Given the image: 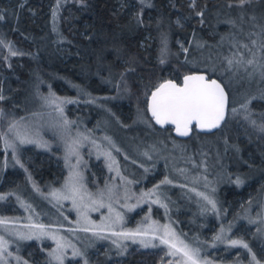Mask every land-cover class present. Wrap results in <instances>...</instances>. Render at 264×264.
I'll return each instance as SVG.
<instances>
[{"label": "rangeland", "instance_id": "rangeland-1", "mask_svg": "<svg viewBox=\"0 0 264 264\" xmlns=\"http://www.w3.org/2000/svg\"><path fill=\"white\" fill-rule=\"evenodd\" d=\"M256 18L238 23L244 33L253 30L244 40L233 30L224 39L232 55L209 65L233 91L232 121L261 132L250 108L254 95L264 96V23ZM28 86L24 112L5 114L2 171L22 167V154L31 149L56 154L63 175L54 183L27 174L18 185L0 188V264H33V252L40 264H191L176 250L183 245L197 264H264V186L234 210L231 203L221 207L222 185L233 182L228 138L194 152L158 135L138 106L126 123L105 100L64 96L45 82ZM84 105L100 114L83 111ZM247 172L234 176L239 187L249 184L245 176L263 173L257 167ZM29 242L34 247L24 249Z\"/></svg>", "mask_w": 264, "mask_h": 264}, {"label": "trees", "instance_id": "trees-1", "mask_svg": "<svg viewBox=\"0 0 264 264\" xmlns=\"http://www.w3.org/2000/svg\"><path fill=\"white\" fill-rule=\"evenodd\" d=\"M251 17H257L259 25L264 23V0H245L242 5L240 0H0V136L8 119L5 114L13 117L24 112L30 83L45 82L64 96L105 100L126 123L138 106L158 135L186 143L194 152L215 140L233 142V164L226 167L233 182H224L220 198L223 209L231 203L234 210L241 199L251 200L264 186V96L254 95L250 101L252 113L261 119V132L241 121L233 122L228 108L226 119L214 132L193 130L185 139L175 137L171 127L155 126L147 111V98L161 81H179L187 72L203 70L223 82L230 105L233 91L209 63L214 57L232 55L224 39L233 30L246 39L253 28L244 33L236 25ZM116 83L124 91L118 92ZM104 95L109 99H103ZM87 108L84 105L83 111ZM88 111L100 114L97 109ZM2 155L0 143V188L18 185V179L27 174L34 181L54 183L63 175L61 160L53 153L27 149L22 167L5 171ZM255 167L263 173L245 176L243 181L250 179L249 184L246 181L239 187L234 176L246 175ZM176 214L182 215L179 209ZM181 226L187 229L185 220ZM28 246L34 247V243L24 249ZM28 257L40 264L35 252Z\"/></svg>", "mask_w": 264, "mask_h": 264}, {"label": "snow or ice", "instance_id": "snow-or-ice-1", "mask_svg": "<svg viewBox=\"0 0 264 264\" xmlns=\"http://www.w3.org/2000/svg\"><path fill=\"white\" fill-rule=\"evenodd\" d=\"M244 2L245 0H240L241 5ZM12 55L16 53L12 52ZM226 102L227 96L224 88L215 79H208L205 75H189L184 77L183 87H177L171 81L161 84L156 91L151 93L150 109L157 124H173L179 135L187 136L193 125L200 129L218 127L225 118ZM73 191H75L74 187ZM204 199L215 208L212 200L207 196ZM162 242L168 243L167 240H162ZM232 243L239 242L232 241ZM181 244H183L182 241ZM176 250L182 252L191 264H197L194 259L195 253L187 245Z\"/></svg>", "mask_w": 264, "mask_h": 264}, {"label": "water", "instance_id": "water-1", "mask_svg": "<svg viewBox=\"0 0 264 264\" xmlns=\"http://www.w3.org/2000/svg\"><path fill=\"white\" fill-rule=\"evenodd\" d=\"M189 75H205L208 79H215L218 83L221 84V86L224 88L225 94H226V96H227V102H226V107H225V118H224V120H225L226 117H227V108H228V106H229V93H228V91H227L225 85L223 84V82H222L220 79H218V78L215 77V76H210L206 71H203V70H194V71H191V72H187V73H185V74H183V75L181 76V78H180L179 81L176 80V79H174V78H167V79L161 81L156 87H154V88L150 91V93H149V95H148V98H147V111H148V114H149V116L151 117L153 123L155 124V126H156L157 128L171 127V132H172V134H173L175 137L179 138V139H185V138H188V137L191 135V133L193 132V130H196V131H198V132H202V133H211V132H214V131L217 129V127H216V128H212V129H200V128L196 127L195 125H193V126H191V131L189 132V134H188L187 136H181V135H179V134L176 132L175 125H173V124H164V125L157 124L155 118L152 116V114H151V109H150V105H151V93L154 92V91H156V89H157L161 84H163V83H165V82H167V81H171L172 83L176 84L177 87H183V85H184V77H185V76H189ZM224 120L221 121L220 124H222V123L224 122Z\"/></svg>", "mask_w": 264, "mask_h": 264}]
</instances>
